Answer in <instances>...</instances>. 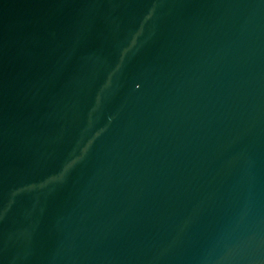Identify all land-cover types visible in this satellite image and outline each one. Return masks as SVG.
Here are the masks:
<instances>
[{
  "label": "water",
  "instance_id": "95a60500",
  "mask_svg": "<svg viewBox=\"0 0 264 264\" xmlns=\"http://www.w3.org/2000/svg\"><path fill=\"white\" fill-rule=\"evenodd\" d=\"M0 264H264V0H0Z\"/></svg>",
  "mask_w": 264,
  "mask_h": 264
}]
</instances>
